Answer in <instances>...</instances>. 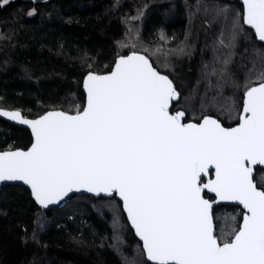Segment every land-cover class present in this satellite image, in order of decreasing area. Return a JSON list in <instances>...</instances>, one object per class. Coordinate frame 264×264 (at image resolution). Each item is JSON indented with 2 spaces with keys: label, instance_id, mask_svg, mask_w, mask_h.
<instances>
[{
  "label": "snow or ice",
  "instance_id": "obj_1",
  "mask_svg": "<svg viewBox=\"0 0 264 264\" xmlns=\"http://www.w3.org/2000/svg\"><path fill=\"white\" fill-rule=\"evenodd\" d=\"M9 2L0 0V7ZM212 10L231 20L223 47H235L244 25L264 42V0H242V13L224 5ZM183 51L178 46L169 53ZM256 51L260 67L253 62L244 83L226 75L231 52L224 67L211 72L221 88L243 89L239 105L226 97L219 106L230 117L237 112L234 126L210 114L189 119L187 109L174 108L180 93L173 80L135 45L107 72L88 71L85 101L74 111L28 118L0 108V117L31 130L26 150L0 151V184L27 185L41 209L81 192L118 197L146 257L133 264H264V179L259 187L254 179L264 166V54ZM220 202L241 206L239 219L216 215ZM218 220L225 221L219 232ZM42 222L43 214L35 223Z\"/></svg>",
  "mask_w": 264,
  "mask_h": 264
},
{
  "label": "trees",
  "instance_id": "obj_2",
  "mask_svg": "<svg viewBox=\"0 0 264 264\" xmlns=\"http://www.w3.org/2000/svg\"><path fill=\"white\" fill-rule=\"evenodd\" d=\"M213 5L242 13L239 0H10L0 7V107L21 110L29 118L54 109L74 111L85 101L88 71L107 72L118 54L135 45L173 80L181 96L174 108L187 109L189 119L210 114L234 126L237 112L230 117L219 106L226 97L239 105L243 89L228 83L221 88L219 75L211 72L223 68L221 61L231 52L226 75L244 83L253 62L260 67L256 50L264 54V44L244 25L235 47H223L219 41L228 44L231 20L217 18ZM33 8L35 14L28 16ZM178 46L183 53H169ZM154 47L159 48L155 54ZM30 143V131L0 119V151L26 149ZM261 169L254 177L258 187L264 179ZM240 210L222 205L214 213L239 219ZM224 223L216 221L218 232ZM144 259L117 197L75 195L64 207L46 211L22 186L0 191V264H133Z\"/></svg>",
  "mask_w": 264,
  "mask_h": 264
},
{
  "label": "water",
  "instance_id": "obj_3",
  "mask_svg": "<svg viewBox=\"0 0 264 264\" xmlns=\"http://www.w3.org/2000/svg\"><path fill=\"white\" fill-rule=\"evenodd\" d=\"M227 1H230V2H235L236 0H227ZM241 3H242V0H239ZM247 26V25H246ZM248 28H250L249 26H247ZM254 31V30H253ZM258 40V39H257ZM258 42L259 43H262V44H264V42H261V41H259L258 40ZM143 54V53H142ZM153 66H154V64H153ZM155 67V66H154ZM162 74H164V73H162ZM166 75V74H165ZM170 78V77H169ZM171 79V78H170ZM174 83V82H173ZM175 85V84H174ZM84 90V89H83ZM85 93V92H84ZM86 95V94H85ZM181 97V96H180ZM179 101H180V99H179ZM178 101V102H179ZM178 102H176V101H174L173 102V107H174V104L175 103H178ZM1 108V107H0ZM3 109H5V108H3ZM5 110H9V111H12V110H18V109H5ZM56 110H60V109H56ZM21 111V110H20ZM50 111V110H49ZM21 113H22V115H24L23 114V112L21 111ZM25 116V115H24ZM29 118V117H28ZM0 119H2V120H4V121H6V122H8V123H10V124H12V125H15V126H17V127H20V128H24V129H27L28 131H30V133H31V130L26 126V125H21V124H18V123H16V122H14V121H10V120H8L6 117H0ZM14 150V149H13ZM26 150V149H25ZM257 168H264V166H257ZM256 168V169H257ZM255 174H256V170H255V172H254V177H255ZM5 186H22V187H24V188H26L28 191H30V189L28 188V186L27 185H24L22 182H7L6 184H0V191L5 187ZM206 194H208L209 196H211V197H213L214 198V194H211V193H205V196H206ZM75 195H88V196H92V197H95V198H113V197H106V196H104L103 194H101V196H99V197H97V196H95L94 194H91V193H87V192H81V193H76V194H74L72 197H74ZM206 198H208V197H206ZM72 199V198H71ZM71 199H66L64 202H61V204H59V205H54V206H51L50 207V209H43V210H46V211H49V210H53V209H58V208H62V207H64ZM117 199L119 200V198L117 197ZM208 199H210V198H208ZM34 200V199H33ZM38 205V204H37ZM222 205H230V206H236V207H240L241 208V206H238V205H236L235 204V202H220L219 204H217V205H214V209L215 208H217V207H219V206H222ZM38 207L40 208V206L38 205ZM125 215H126V213H125ZM127 217V216H126ZM133 230V229H132ZM134 231V230H133ZM136 238L139 240V238L136 236ZM141 242V241H140ZM142 243V242H141Z\"/></svg>",
  "mask_w": 264,
  "mask_h": 264
},
{
  "label": "flooded vegetation",
  "instance_id": "obj_4",
  "mask_svg": "<svg viewBox=\"0 0 264 264\" xmlns=\"http://www.w3.org/2000/svg\"><path fill=\"white\" fill-rule=\"evenodd\" d=\"M257 169H258V168H257ZM257 169H256V170H257ZM255 175H256V174H255ZM206 195H208V194H206ZM208 196H209V195H208ZM206 197H207V196H206ZM210 197H211V196H210ZM208 198H209V197H208ZM212 199H213V197H212Z\"/></svg>",
  "mask_w": 264,
  "mask_h": 264
}]
</instances>
